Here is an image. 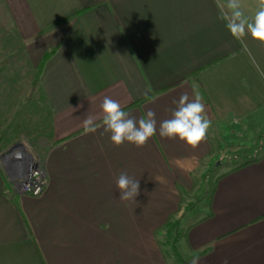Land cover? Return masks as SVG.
I'll return each mask as SVG.
<instances>
[{"label":"crops","instance_id":"crops-1","mask_svg":"<svg viewBox=\"0 0 264 264\" xmlns=\"http://www.w3.org/2000/svg\"><path fill=\"white\" fill-rule=\"evenodd\" d=\"M241 3L253 17L259 0ZM245 44L215 0H0L5 118L23 111L22 123H32V71L59 46L38 89L53 118L41 142L48 188L21 195L0 164V264H168L158 229L201 188L205 162L229 157L246 161L215 179L208 211L180 245L199 264H264V133L251 132L264 123V46L250 35ZM17 59L34 68L20 69ZM28 77L23 89L9 81ZM184 93H199L212 121L195 149L158 134ZM105 96L137 120L154 111L157 134L142 148L115 146L103 127L83 134L87 115L102 116ZM17 144L27 148L25 138L2 148L5 167ZM246 148L263 153L250 158ZM121 172L139 180L136 201L119 199Z\"/></svg>","mask_w":264,"mask_h":264},{"label":"clouds","instance_id":"clouds-1","mask_svg":"<svg viewBox=\"0 0 264 264\" xmlns=\"http://www.w3.org/2000/svg\"><path fill=\"white\" fill-rule=\"evenodd\" d=\"M225 27L231 36L246 47L245 37L251 38L264 46V0H259L258 10L254 16H245L241 0H215ZM149 91H151L149 89ZM145 97L152 102L154 97ZM177 107L172 111L170 119L159 124V136L167 139H179L195 149L207 138L212 121L207 117L203 97L196 93L193 99L187 93L180 96ZM102 116L87 115L82 122L83 134L95 133L103 127L110 133L111 142L119 147L125 142L142 148L148 140L157 134V120L154 111L149 109L139 120L124 111L121 104L109 96H105L100 105ZM99 120V122H97ZM121 201H136L140 194L139 180L121 172L116 180ZM199 257H193L191 264H199ZM227 264V262H225Z\"/></svg>","mask_w":264,"mask_h":264},{"label":"rangeland","instance_id":"rangeland-1","mask_svg":"<svg viewBox=\"0 0 264 264\" xmlns=\"http://www.w3.org/2000/svg\"><path fill=\"white\" fill-rule=\"evenodd\" d=\"M20 55H24L22 53H18L17 56ZM22 59V58H21ZM16 64H19V68H23L22 70L27 68H34L33 65L29 64H25L22 61H16ZM16 64H12V67L15 66ZM14 71V70H13ZM20 82L22 83H26V84H22V89L23 88H27L25 87V85L30 84V79L29 77L26 78V81L21 80ZM10 96L9 99L6 101V103H9L12 101ZM4 99H7L4 97ZM14 99V97H13ZM17 103H19V99L16 98ZM32 117V116H31ZM262 117H264V111L262 112ZM32 119V122H34V118H30V120ZM262 127H258L259 130L252 128L251 132H255V131H259L262 132V134L264 133V123H262ZM251 136V133L250 135ZM27 143V148L26 151L28 154H30L31 159L33 158L34 161L39 164L40 166H43V161L44 159L42 158L44 156V153L41 150L40 145L36 148L34 146H32L30 144V142H28L26 140ZM253 144V143H252ZM249 148V147H248ZM245 152H247L246 156L250 157V158H256L261 156V154L263 153V149L261 148L260 150H258L256 153H250V150H248L247 148L245 149ZM243 161H246V159H239L238 157H229V158H220V159H210L208 162H205V164H208V170L207 172L204 174L203 178H202V186L198 191H194L193 193H189L186 194L183 202L181 204V210L174 214L171 218V220L169 221V223L163 227L160 231H159V239H160V243L162 245V249L166 252V255L168 256V264H174V258L177 261L178 264V260L176 257V254L173 252L172 247L173 245H176L180 254L182 255V257H184V259L190 264L191 263V259H188V255L185 253V250L183 246L180 245V241L181 238L183 237V235L186 234L187 229L191 226L192 222L195 221L196 219H198L200 216L205 215L208 211V205H209V199L212 193V189L214 187V181L215 179L222 173L225 172L227 170H229L231 167L238 165L240 163H242ZM0 164L2 165V168L6 174V176L8 177L9 181L12 182L10 180V175H9V171L8 168L5 167V165L3 164V162L0 160ZM206 166V165H204ZM13 187V184H11Z\"/></svg>","mask_w":264,"mask_h":264},{"label":"trees","instance_id":"trees-1","mask_svg":"<svg viewBox=\"0 0 264 264\" xmlns=\"http://www.w3.org/2000/svg\"><path fill=\"white\" fill-rule=\"evenodd\" d=\"M58 49L59 46L50 49L43 56L37 68L33 69L32 71V79L30 85L32 87V93L28 97V102H29V107L33 111L32 114H33L34 122L30 123V125H24L22 123L23 117L25 115L23 111L18 114L16 119H12L11 121H10V117L5 118L4 113L3 112L0 113V132L2 129H5L4 133L0 134V160L3 157V154H5V151H3L2 148L5 147L8 149L15 141L23 142L25 138L28 142H30L32 146L37 148L39 145L41 147L42 139L44 138L47 139L48 135L50 134L52 129V120H53L52 114L49 110L46 111L44 107L46 105V100L44 96H42V94L38 91V89L40 87V79L43 70L49 59L55 54V52ZM9 81L12 84L17 83L15 89L21 87V85L18 84L20 80L13 78L10 79ZM253 161L256 160H251L248 162H253ZM8 187L9 188L11 187V182L9 180H8ZM180 210L181 208H178V211H176V213H178ZM176 213L170 215L168 221L158 229L157 231L158 233L163 227H165L169 223L172 216ZM172 250L176 254L178 264H189L184 259V257H182L176 245H173Z\"/></svg>","mask_w":264,"mask_h":264},{"label":"built area","instance_id":"built-area-1","mask_svg":"<svg viewBox=\"0 0 264 264\" xmlns=\"http://www.w3.org/2000/svg\"><path fill=\"white\" fill-rule=\"evenodd\" d=\"M18 152L20 156H17ZM6 162L15 191L31 197H40L46 192L49 184L46 168L31 159L26 150H17Z\"/></svg>","mask_w":264,"mask_h":264},{"label":"water","instance_id":"water-1","mask_svg":"<svg viewBox=\"0 0 264 264\" xmlns=\"http://www.w3.org/2000/svg\"><path fill=\"white\" fill-rule=\"evenodd\" d=\"M19 149H22V151L23 150H26L25 149V146L23 145V144H17V145H15V147H13L12 149H11V151L6 155V157H9L10 155H12L14 152H16L17 150H19ZM17 154V156H20V152H18V153H16Z\"/></svg>","mask_w":264,"mask_h":264}]
</instances>
